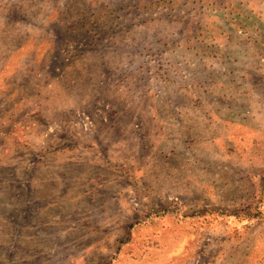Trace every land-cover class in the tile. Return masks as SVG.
Listing matches in <instances>:
<instances>
[{"label": "rangeland", "instance_id": "374dc122", "mask_svg": "<svg viewBox=\"0 0 264 264\" xmlns=\"http://www.w3.org/2000/svg\"><path fill=\"white\" fill-rule=\"evenodd\" d=\"M0 264H264V0H0Z\"/></svg>", "mask_w": 264, "mask_h": 264}]
</instances>
